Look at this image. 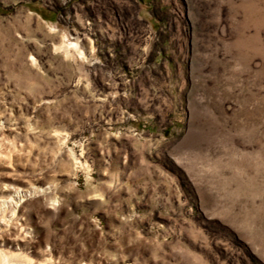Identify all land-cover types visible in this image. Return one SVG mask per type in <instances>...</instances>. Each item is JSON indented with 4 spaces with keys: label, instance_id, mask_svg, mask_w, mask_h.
<instances>
[{
    "label": "rangeland",
    "instance_id": "obj_1",
    "mask_svg": "<svg viewBox=\"0 0 264 264\" xmlns=\"http://www.w3.org/2000/svg\"><path fill=\"white\" fill-rule=\"evenodd\" d=\"M0 220L31 264H264V0H0Z\"/></svg>",
    "mask_w": 264,
    "mask_h": 264
},
{
    "label": "bare ground",
    "instance_id": "obj_2",
    "mask_svg": "<svg viewBox=\"0 0 264 264\" xmlns=\"http://www.w3.org/2000/svg\"><path fill=\"white\" fill-rule=\"evenodd\" d=\"M6 222L0 220V229L5 226ZM20 256H13L10 255V258L8 256H5L2 252H0V264H12L11 262H17L18 264H31L28 259L24 258H19ZM48 261L45 260L44 263H39V264H46ZM16 263V264H17Z\"/></svg>",
    "mask_w": 264,
    "mask_h": 264
}]
</instances>
